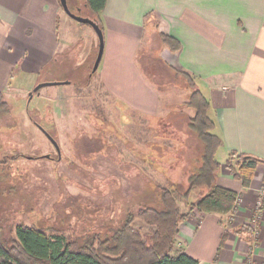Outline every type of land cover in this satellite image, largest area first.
Returning <instances> with one entry per match:
<instances>
[{
  "label": "crops",
  "instance_id": "0c3cea01",
  "mask_svg": "<svg viewBox=\"0 0 264 264\" xmlns=\"http://www.w3.org/2000/svg\"><path fill=\"white\" fill-rule=\"evenodd\" d=\"M99 17L104 34L100 91L125 111L162 116L169 108L159 103L161 93L149 83L142 59L186 71L208 98L223 141L216 159L223 164L231 150L264 159V0H106ZM83 24L59 0H0V91L6 95L39 80L67 79L72 70L50 66L71 61L59 58L63 54L75 53L81 60L91 54L95 37ZM159 31L177 38L179 50L163 45ZM217 183L240 193L237 207L205 213L200 220L189 216L179 224L175 246L198 264H264V197L256 207L264 163L257 165L248 187L224 166ZM230 214L236 218L231 228L246 224L250 230L229 231L220 246Z\"/></svg>",
  "mask_w": 264,
  "mask_h": 264
},
{
  "label": "rangeland",
  "instance_id": "374dc122",
  "mask_svg": "<svg viewBox=\"0 0 264 264\" xmlns=\"http://www.w3.org/2000/svg\"><path fill=\"white\" fill-rule=\"evenodd\" d=\"M75 1L83 3L67 0L68 6L72 8ZM88 13L86 8L80 11ZM83 25L95 37L91 54L83 60L75 53L63 54L59 58L71 61L50 66L72 70L67 79H59L71 84L59 89L42 86L30 101L32 87L5 95L7 109L0 114V225L6 240L20 222L59 229L78 242L91 232L104 233L127 209L159 206V186L184 191L197 164L201 142L186 119L193 110L184 107L176 116L186 90L172 85L160 94L159 103L169 108L162 116L125 111L97 87L100 72L91 70L98 40L93 28ZM81 38L84 41L86 35ZM87 78L90 85L85 87ZM42 81L53 80L35 84ZM37 124L58 141L59 159ZM46 153L51 157H44ZM199 191L193 190L189 200H196ZM177 206L181 211L188 208L178 197ZM235 219L234 214L225 217L227 232L242 225L231 228ZM134 226L148 228L139 219Z\"/></svg>",
  "mask_w": 264,
  "mask_h": 264
},
{
  "label": "trees",
  "instance_id": "16d2710c",
  "mask_svg": "<svg viewBox=\"0 0 264 264\" xmlns=\"http://www.w3.org/2000/svg\"><path fill=\"white\" fill-rule=\"evenodd\" d=\"M105 4L106 0H83L82 4L75 1L73 9L69 8L79 14L83 8L88 9L91 13L89 17L94 18L103 30L99 12ZM154 25L157 26V22ZM158 35L162 44L169 50H179L180 41L177 38L160 31ZM144 53L150 55V52ZM143 59V71L157 91L162 93L172 85L186 90V100L180 108L176 107V116L184 112V107L193 110V114L186 119L201 143L197 148L199 156L195 158L197 164L188 175L187 188L181 191L177 187L159 186V206L139 205L136 209H127L104 233L91 232L81 242L64 235L59 229L23 222L15 224L14 236L6 240L0 225V264L199 263L197 258L189 255L183 248L175 246L180 222L189 216H197L200 220L209 212H233L239 202L240 193L217 183L220 168L226 167L233 177L241 181L243 187H248L257 165L264 163V159L231 150L224 163L219 162L216 153L223 141L215 132V121L209 114V100L198 87L194 77L186 71L174 69L166 64L165 67H159L153 60ZM162 68L165 71L161 70ZM6 109L7 100L0 91V114ZM170 115L173 116L174 111ZM196 189L200 190L201 195L190 201L189 195ZM177 197L187 203L186 210L181 211L178 208ZM136 219L148 225L147 230H143L141 226L135 227ZM245 230L250 228L242 224L234 229V233L240 234ZM227 234L226 229L221 233L220 246Z\"/></svg>",
  "mask_w": 264,
  "mask_h": 264
},
{
  "label": "water",
  "instance_id": "95a60500",
  "mask_svg": "<svg viewBox=\"0 0 264 264\" xmlns=\"http://www.w3.org/2000/svg\"><path fill=\"white\" fill-rule=\"evenodd\" d=\"M59 3L61 5V7L63 8V10L73 19L81 22V23H85L88 24L89 26H91L93 28V30L95 31L97 38H98V52H97V56L96 59L94 61L91 73H93L97 67L98 64L100 62L102 53H103V48H104V34H103V30L101 29V27L99 26L98 22L94 19L91 18L89 16H84L81 15L79 13H76L74 11H72L67 3V0H59ZM64 83H68V80H59V81H42L39 82L37 84H35L32 89L28 92V101L31 100V98L33 97L34 93H38L39 89L42 86H47V85H56V84H64ZM38 127L40 128V130L46 135V137L53 143L58 155V159L61 157V150H60V145L58 143V141L40 124H37ZM44 157H51V155L49 153L43 154Z\"/></svg>",
  "mask_w": 264,
  "mask_h": 264
},
{
  "label": "built area",
  "instance_id": "2783aa9c",
  "mask_svg": "<svg viewBox=\"0 0 264 264\" xmlns=\"http://www.w3.org/2000/svg\"><path fill=\"white\" fill-rule=\"evenodd\" d=\"M263 197H264V184H263V186L260 189V196H259V198L256 201V207L257 208H259L261 206L262 201H263ZM253 222H254V225H255L256 224V215H255V218H254Z\"/></svg>",
  "mask_w": 264,
  "mask_h": 264
}]
</instances>
